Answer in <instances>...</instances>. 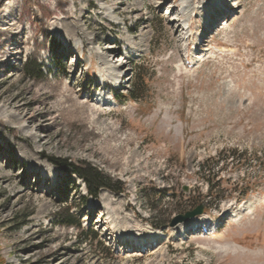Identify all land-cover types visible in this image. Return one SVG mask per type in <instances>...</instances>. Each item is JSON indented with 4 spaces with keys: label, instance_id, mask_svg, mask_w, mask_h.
<instances>
[{
    "label": "rangeland",
    "instance_id": "rangeland-1",
    "mask_svg": "<svg viewBox=\"0 0 264 264\" xmlns=\"http://www.w3.org/2000/svg\"><path fill=\"white\" fill-rule=\"evenodd\" d=\"M200 1L183 16L182 0H0V264H264V0L208 20ZM20 133L41 140L39 164L12 150ZM232 150L214 170L231 197L180 222L208 195L200 164ZM55 161L124 192L87 198ZM153 231V247L118 246Z\"/></svg>",
    "mask_w": 264,
    "mask_h": 264
},
{
    "label": "trees",
    "instance_id": "trees-1",
    "mask_svg": "<svg viewBox=\"0 0 264 264\" xmlns=\"http://www.w3.org/2000/svg\"><path fill=\"white\" fill-rule=\"evenodd\" d=\"M59 64V62H58ZM29 77L38 78L43 74V68L38 62H31L27 63L25 66ZM139 78L136 83V86L131 94L130 100L135 102H141L143 96L146 91V82L145 78L142 76V69L139 68ZM117 101H121V98L117 96ZM243 154L238 153L237 151H231L228 157H218V158H210L206 162H203L199 166V173L205 174L209 173V176H205V181L208 185V195L204 196L202 201L203 205H205L206 210L210 209H219L222 202L229 199L231 195L223 196V190H221V185L224 182L222 177H218V174L214 172L215 168L220 165V162L223 159L222 165L228 168L231 163L240 162V159L243 158ZM230 161V162H229ZM55 163L62 168L73 170V173L79 176L84 183L86 184L87 188V198H98L100 191L103 189L113 190L118 193H123L124 188H113V181L105 176L103 173L98 171L97 169L87 165L84 168L76 169L74 165L69 164L68 162L63 161H55ZM250 190L246 192L240 193L239 200H244L249 195ZM201 205V203H200ZM70 226H77L79 224L70 220L67 222ZM159 229V228H157Z\"/></svg>",
    "mask_w": 264,
    "mask_h": 264
},
{
    "label": "bare ground",
    "instance_id": "bare-ground-1",
    "mask_svg": "<svg viewBox=\"0 0 264 264\" xmlns=\"http://www.w3.org/2000/svg\"><path fill=\"white\" fill-rule=\"evenodd\" d=\"M189 1L190 0H182L183 8H182L181 11H179V14L180 15L188 16L189 14L194 13V10H192V8L190 7ZM223 1L226 2L227 0H208V2H205V0H201L200 1L201 2L200 5L203 4L202 9H206V11L209 12V15L207 17V20L210 17L217 18L218 15H223L226 12L229 11L232 3L229 4V3H225ZM72 19L75 20L74 18H72ZM175 22L177 23L178 20L175 21ZM185 27H187L186 22L182 23L181 28H185ZM75 35H77V34H75ZM6 64H7V60H4L2 62V64H1V66H0V70L1 71L3 69H5ZM45 96H47V95H43L44 99H46ZM39 99H41V98H39ZM12 104H13V102H12ZM12 104H10L11 107H13ZM5 106H7V105H5ZM49 108L47 109V111H43L42 113L43 114H49L50 111H52ZM16 112H19V117L21 118V119L19 118V121H21V120H27V117L28 116L25 113H23L24 112L23 105L17 107L16 108ZM32 122H34V121L33 120H30L29 124H31ZM17 125H19V123ZM2 126H3V123L0 120V138H4L5 139V133H4L5 130L2 128ZM30 127L31 126L25 125V128H27V129L30 128ZM18 129H21L22 130L23 129V126H19ZM14 138L16 140V143H15L14 149H12V150H14L15 152L22 153V155L25 157V159H27L28 161H30L33 165L39 164V159L37 157L38 156L41 157L44 154V151L43 150L40 151L39 148H38V145L40 144L41 140L40 139H36L35 138V134H33V133L30 136H23V135H21V133H20V135L15 134ZM5 141H6L7 145H9V141H7V140H5ZM32 171L34 173L35 172L36 173L38 172V171L35 170V168ZM4 178H6V177H4ZM47 178H53V181L57 180V178H55V177L46 176V179ZM2 180H3V178L0 177V181L1 182H2ZM40 201H42V204L43 205H46V202L44 200H40ZM220 216H222V214H220ZM203 218H204V216L203 217H196V218H194L192 220H197V219H200L201 220L202 219V221H203ZM199 224H201L199 221L197 223H195L194 224V228H196L197 225H199ZM183 231H184V228L182 229V232ZM183 236L186 237L185 234H183ZM139 237H133V236L128 235V234L118 233V235H117L118 246L119 247H123V248H127V249H132V250L139 251L141 247L142 248H147V247H150V246L153 247L152 246L153 244H158V240L159 239L161 240L160 233L155 232V231L148 232V236L147 237H144V236H139ZM148 241H150V242H148ZM151 243H153V244H151Z\"/></svg>",
    "mask_w": 264,
    "mask_h": 264
},
{
    "label": "water",
    "instance_id": "water-1",
    "mask_svg": "<svg viewBox=\"0 0 264 264\" xmlns=\"http://www.w3.org/2000/svg\"><path fill=\"white\" fill-rule=\"evenodd\" d=\"M205 213V206L201 205L192 212H188L185 217L180 218V222H187L191 219H194L198 216H202Z\"/></svg>",
    "mask_w": 264,
    "mask_h": 264
}]
</instances>
